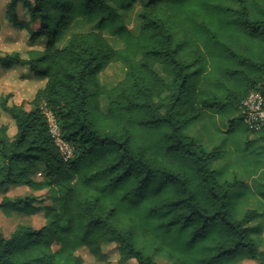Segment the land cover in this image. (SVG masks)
Returning <instances> with one entry per match:
<instances>
[{
    "label": "trees",
    "instance_id": "obj_1",
    "mask_svg": "<svg viewBox=\"0 0 264 264\" xmlns=\"http://www.w3.org/2000/svg\"><path fill=\"white\" fill-rule=\"evenodd\" d=\"M56 2L11 0L6 7L12 23L16 4L26 8L39 23L31 37L47 42L26 58L0 57L45 80L28 110L0 99L15 124L11 137L0 127V190L55 187L61 195L44 207L40 227L19 223L8 237L0 231V264H83L76 253L82 247L106 261V243L118 244L119 263L159 264V255L170 264H264L249 226L256 211L237 217L231 202L237 181L212 168L222 148L207 149L185 133L212 109L237 107L241 121L250 92L261 95L264 107V19L251 15L255 0H146L136 30L123 23L115 4L83 0L94 28L72 33L62 47L50 31ZM106 34L120 45L113 47ZM109 63H120L124 75L108 87L97 73ZM97 92L105 95L106 110ZM44 110L73 147L67 161ZM252 134L262 143V135ZM37 164L45 168L42 181L30 177ZM33 201L32 195H4L0 210L34 214Z\"/></svg>",
    "mask_w": 264,
    "mask_h": 264
},
{
    "label": "rangeland",
    "instance_id": "obj_2",
    "mask_svg": "<svg viewBox=\"0 0 264 264\" xmlns=\"http://www.w3.org/2000/svg\"><path fill=\"white\" fill-rule=\"evenodd\" d=\"M56 1V4H53V8L51 7L50 11V31L56 33L58 47L64 46L72 33L89 31L94 28L93 25L86 22L83 0ZM106 1L110 4H115L119 8L123 23L131 29L136 30L138 23L137 14L141 5L146 0ZM255 2V4H250L252 17L264 19V0H255ZM62 4L64 8L60 7ZM7 5L8 3L3 8H0V45H6L8 51L0 53V57L17 53L20 58H26L30 50H42L47 42V37L41 36L36 39L31 37L32 33L39 28L38 21H31L26 8L20 4H16L17 22H10L6 16ZM18 12L23 14V18L17 16ZM8 24L16 31L14 33L15 36L6 37ZM106 37L113 47L120 45V42L116 38L109 34H106ZM154 68L158 73L163 75L159 65H155ZM123 75L124 67L120 63H109L102 71L97 73V79L101 85L109 87L115 85ZM44 83L45 80L36 77L26 65L15 64L10 61H0V99L6 98L8 105H22L24 109L28 110L30 108L29 102L35 92L43 87ZM90 89L92 92L95 91L93 86ZM96 98L99 101L100 108L106 110L107 100L105 95L97 92ZM237 118V107H229L223 111L212 109L206 111V115L202 120L196 122L193 126H188L185 133L199 140L207 149L219 145L223 150L227 151L225 154L230 155L227 158L226 167L225 169L223 168L222 172L218 169L219 161L217 160L212 163V168L221 172L222 179L240 181L233 188L231 202L236 216L241 217L245 211L244 207L255 206V204L244 206L245 203L241 201L238 191L244 190L242 182H257L258 184H254L252 190L264 191V186L260 185V183H264V151L261 141L257 139L256 135L248 133L243 123ZM232 119H235V121L230 124ZM0 127L5 128L9 137L15 133L14 121L1 108ZM251 160H256L255 163L253 162L254 165H252L255 171L249 168L253 164L249 163ZM252 174L256 176L251 177ZM45 176L46 172L42 164H37L34 171L30 174L33 181H42ZM74 182L75 178H72L64 182L63 186L65 188L69 187ZM247 185L249 186V184ZM6 194L11 197L32 195L34 197L32 207H36L37 210L29 216L18 213L6 216L0 210V231L4 237H8L15 226L22 221L29 223L33 228L43 225L44 207L51 205L53 201L55 203L56 199L61 195L55 187H51L50 191L47 188L31 190L26 185H11L3 191L0 190V200ZM259 208L261 210V207ZM259 218L260 221L264 222V214ZM53 249H57V247L53 246ZM102 250L107 254L106 261H98L83 247L78 249L76 253L83 258V264H136L134 259H130L125 263L118 262L117 243L103 244ZM155 258L159 264H170L163 256L157 255Z\"/></svg>",
    "mask_w": 264,
    "mask_h": 264
},
{
    "label": "built area",
    "instance_id": "obj_3",
    "mask_svg": "<svg viewBox=\"0 0 264 264\" xmlns=\"http://www.w3.org/2000/svg\"><path fill=\"white\" fill-rule=\"evenodd\" d=\"M49 132L58 147L63 159L67 161L73 155V147L63 139L59 124L52 113L45 111ZM241 118L243 125L251 133L262 135L264 151V107L263 99L258 92H250L242 102ZM40 175V173H38Z\"/></svg>",
    "mask_w": 264,
    "mask_h": 264
},
{
    "label": "crops",
    "instance_id": "obj_4",
    "mask_svg": "<svg viewBox=\"0 0 264 264\" xmlns=\"http://www.w3.org/2000/svg\"><path fill=\"white\" fill-rule=\"evenodd\" d=\"M226 152H227L226 150H223L222 157L217 159V161H219L218 169L221 170V172L226 167L227 158L230 157V155L225 154ZM253 162L255 163L256 160H251L249 163H253ZM254 163L251 164L250 167H249L252 171H255V168H253V166H252V165H254ZM254 176H256V175L252 174L251 177H254ZM238 182H240V181H237V183ZM247 184H249V186ZM254 184H258V183L257 182H253V181H248L247 183L246 182H242L244 190L238 191V195H239L241 201L245 203L244 206L245 205H250V204H253V205L255 204L254 207L246 206L244 208H245V211L247 209H253V210L256 211L255 216L249 222V226L255 227L254 238L257 240V242L259 244V247L262 250H264V222L260 221V218H259L262 214H264V191L263 190H260V191L252 190V188L254 187ZM260 185L264 186V183H260ZM232 193H233V189L231 191V195H232ZM6 196L11 197L10 195H7V194H6ZM259 207H261V210H259L260 209ZM14 213L23 214L25 216L26 215L27 216L31 215V214H26L24 212H14ZM19 223H23V224H27V225L31 226L29 223H26L25 221H22V222H19ZM238 264H258V263L255 260H252V259H244V260L240 261Z\"/></svg>",
    "mask_w": 264,
    "mask_h": 264
},
{
    "label": "clouds",
    "instance_id": "obj_5",
    "mask_svg": "<svg viewBox=\"0 0 264 264\" xmlns=\"http://www.w3.org/2000/svg\"><path fill=\"white\" fill-rule=\"evenodd\" d=\"M7 3H11V0H0V8H3ZM17 16L23 18V14L20 12L17 13ZM7 30L6 37L15 36L14 33H16V31L10 26V24L7 25ZM6 37H4V39H6ZM6 51H8L7 46L0 45V53H5Z\"/></svg>",
    "mask_w": 264,
    "mask_h": 264
}]
</instances>
